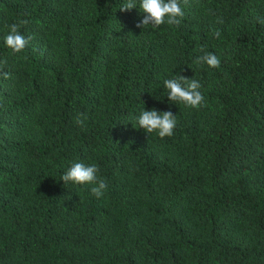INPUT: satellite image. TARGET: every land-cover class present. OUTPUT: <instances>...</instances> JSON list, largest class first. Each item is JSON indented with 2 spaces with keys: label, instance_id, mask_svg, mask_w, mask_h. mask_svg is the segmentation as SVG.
Listing matches in <instances>:
<instances>
[{
  "label": "trees",
  "instance_id": "obj_1",
  "mask_svg": "<svg viewBox=\"0 0 264 264\" xmlns=\"http://www.w3.org/2000/svg\"><path fill=\"white\" fill-rule=\"evenodd\" d=\"M125 3L0 0V264H264V0H181L154 29ZM179 75L206 107L168 100ZM144 109L173 136L139 128ZM76 162L101 198L61 180Z\"/></svg>",
  "mask_w": 264,
  "mask_h": 264
},
{
  "label": "clouds",
  "instance_id": "obj_2",
  "mask_svg": "<svg viewBox=\"0 0 264 264\" xmlns=\"http://www.w3.org/2000/svg\"><path fill=\"white\" fill-rule=\"evenodd\" d=\"M183 3L187 4L188 0H183ZM134 7H136L135 0H127V3L120 7V11H128ZM139 7L146 15L137 24V27L151 26L154 29L164 23L179 25L180 18L184 16L181 0H140ZM257 21L264 24V18L258 17ZM25 24L27 21L21 20L10 25L9 33L4 38L6 46L14 53H20L29 44L30 38H26L20 32V26ZM214 35L219 38L220 32L216 31ZM195 62L206 64L211 68H219L221 63L220 59L213 53H205L199 56ZM4 75L7 78V74ZM163 83L168 90L167 98L169 101L193 109L207 106L205 97L199 90L201 85L197 80L187 79L179 75L178 78L167 79ZM77 123L83 126L84 120L77 118ZM137 123L139 128L144 129L148 134L156 133L163 139L173 136L177 120L171 111L158 112L154 109L150 111L144 109L138 116ZM97 172L98 168L95 165L76 162L63 174L61 180L65 184L72 182L78 185H93L91 193L99 199L104 195L107 185L103 180H98Z\"/></svg>",
  "mask_w": 264,
  "mask_h": 264
}]
</instances>
